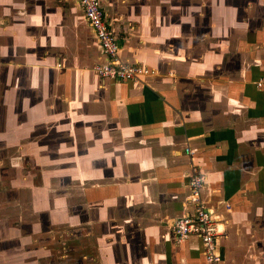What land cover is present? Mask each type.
<instances>
[{
    "label": "crops",
    "instance_id": "1",
    "mask_svg": "<svg viewBox=\"0 0 264 264\" xmlns=\"http://www.w3.org/2000/svg\"><path fill=\"white\" fill-rule=\"evenodd\" d=\"M100 1L119 56L151 75L88 69L104 57L77 0H0V144L29 143L25 157L56 144L79 182L71 221L87 224L59 232L56 259L44 247L13 253L39 254L33 264H205L199 239L171 230L191 212L194 163L222 228L220 264H264V88L252 83L264 75V5L225 26L217 0L216 16L211 0Z\"/></svg>",
    "mask_w": 264,
    "mask_h": 264
},
{
    "label": "rangeland",
    "instance_id": "2",
    "mask_svg": "<svg viewBox=\"0 0 264 264\" xmlns=\"http://www.w3.org/2000/svg\"><path fill=\"white\" fill-rule=\"evenodd\" d=\"M231 1L235 5L238 4L237 9L235 5L232 6ZM217 2L224 7L225 14L219 16L224 25L228 17H238L242 21L249 16V10L255 5H264V0ZM210 3V16L220 14L215 8L216 0H211ZM23 145L28 147L29 143L19 144L12 141L10 144H0V264H33L27 257L40 258L39 254L36 253V256L13 253H24V248L31 246L39 249L44 247L46 251L52 250V254L44 257L56 259L58 249L54 247L58 245L56 236L59 232L87 229L85 221L79 225L71 221L73 212L75 214L78 207L72 208L67 202L71 203L72 199L78 197L79 189L76 191L75 187L78 188L79 182L71 174L72 163L67 160L69 157L55 156L56 144H47L48 148H37L38 150L34 147L40 144H33L34 146L30 147L32 149L26 148L25 157V154L21 155L18 150ZM62 168L67 170H60ZM57 170L58 173L55 172ZM42 231L44 235L41 236ZM38 234L41 238L37 237ZM38 264L42 263L39 261Z\"/></svg>",
    "mask_w": 264,
    "mask_h": 264
},
{
    "label": "built area",
    "instance_id": "3",
    "mask_svg": "<svg viewBox=\"0 0 264 264\" xmlns=\"http://www.w3.org/2000/svg\"><path fill=\"white\" fill-rule=\"evenodd\" d=\"M77 3L104 57L103 62L92 63L89 67L93 74L99 78L136 82L153 73L151 68L119 56L117 39L108 26L100 0H77ZM252 83L256 88H264V75L259 76ZM184 151L189 156L192 155V150L184 148ZM204 181L205 177L199 168L194 163H190L187 173V201L191 206V212L176 218L171 230L176 241L189 236L197 237L205 264H220L215 238L222 228L200 199L199 193Z\"/></svg>",
    "mask_w": 264,
    "mask_h": 264
}]
</instances>
